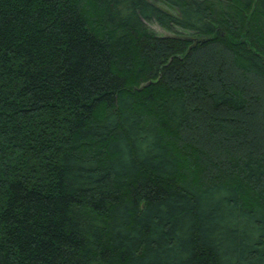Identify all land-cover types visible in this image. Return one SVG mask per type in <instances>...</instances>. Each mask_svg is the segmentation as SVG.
I'll list each match as a JSON object with an SVG mask.
<instances>
[{
	"label": "trees",
	"instance_id": "16d2710c",
	"mask_svg": "<svg viewBox=\"0 0 264 264\" xmlns=\"http://www.w3.org/2000/svg\"><path fill=\"white\" fill-rule=\"evenodd\" d=\"M158 1L0 0V264H264V0Z\"/></svg>",
	"mask_w": 264,
	"mask_h": 264
},
{
	"label": "rangeland",
	"instance_id": "374dc122",
	"mask_svg": "<svg viewBox=\"0 0 264 264\" xmlns=\"http://www.w3.org/2000/svg\"><path fill=\"white\" fill-rule=\"evenodd\" d=\"M150 1H152L153 3H155L156 5H158L159 7H162V8H164V9H167L161 2H159L158 0H150ZM149 27L153 30V31H155L156 33H158V34H161V35H165L166 34V32L162 29V28H160L157 24H155V23H151V24H149Z\"/></svg>",
	"mask_w": 264,
	"mask_h": 264
},
{
	"label": "water",
	"instance_id": "95a60500",
	"mask_svg": "<svg viewBox=\"0 0 264 264\" xmlns=\"http://www.w3.org/2000/svg\"><path fill=\"white\" fill-rule=\"evenodd\" d=\"M188 40H190V41H194V43L196 44V43H198V42H204V40H197V39H188Z\"/></svg>",
	"mask_w": 264,
	"mask_h": 264
}]
</instances>
